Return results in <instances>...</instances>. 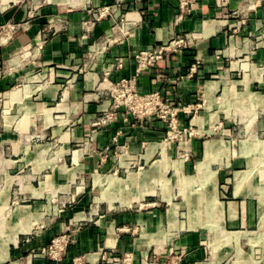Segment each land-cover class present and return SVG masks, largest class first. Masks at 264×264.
Listing matches in <instances>:
<instances>
[{
  "label": "crops",
  "instance_id": "obj_1",
  "mask_svg": "<svg viewBox=\"0 0 264 264\" xmlns=\"http://www.w3.org/2000/svg\"><path fill=\"white\" fill-rule=\"evenodd\" d=\"M177 14L176 0H0V264H264V0ZM177 36L136 90L194 130V157L172 164L189 201L168 195L164 119L102 122L109 82ZM64 232L57 259L38 254Z\"/></svg>",
  "mask_w": 264,
  "mask_h": 264
},
{
  "label": "built area",
  "instance_id": "obj_2",
  "mask_svg": "<svg viewBox=\"0 0 264 264\" xmlns=\"http://www.w3.org/2000/svg\"><path fill=\"white\" fill-rule=\"evenodd\" d=\"M224 1L225 0H217V3L221 4ZM196 3L197 0H176L178 10L176 20H182L188 15ZM106 9L107 8L103 9L102 12L104 13ZM186 42H188L187 36H177L172 38L168 43L137 51L133 56L135 61L133 74L130 77H124L115 82H109L110 86L108 90L110 92L111 103L108 111L102 118V122L113 119L118 111L122 110L125 115H131L137 119L157 117L166 120V118H169V124H172V128H174L178 123V119H174L172 116L179 109L176 108L171 101L164 99L158 91L145 93L137 91L136 80L142 73L154 67L157 62L162 60L168 50L171 48H184ZM198 65V61L193 63L189 67L188 75L196 73ZM120 66L121 64L119 61L115 62L116 68ZM183 131L189 136L187 151L191 152L190 143L194 130L189 127V130L184 129ZM70 239V235L67 232L59 234L52 238L47 245L41 246L38 250V254L45 258L57 259L69 244ZM23 241H30V235L23 237ZM131 257V253H126L122 258V264H129ZM166 264L174 263L170 261Z\"/></svg>",
  "mask_w": 264,
  "mask_h": 264
},
{
  "label": "rangeland",
  "instance_id": "obj_3",
  "mask_svg": "<svg viewBox=\"0 0 264 264\" xmlns=\"http://www.w3.org/2000/svg\"><path fill=\"white\" fill-rule=\"evenodd\" d=\"M187 113V110H186ZM174 119H177L178 117V111L172 116ZM166 129H165V136L162 140V143L164 147L166 148V157L165 161L167 163L166 166V178L169 179L168 182V195L170 196L171 200H173L174 197L180 199L183 198L184 200L189 201L191 199V190L192 188L187 185L186 187L180 188L179 182L178 185H175L176 182V172L177 167H173L172 164L175 162H188L194 157V153L192 151H187L188 149V139L189 136L184 133V129L189 130V125H181L179 122L176 124L174 128H172V124H169V118H166ZM180 131V132H178ZM172 149L174 150L172 152ZM175 165L177 166V164ZM82 191H85L89 194L90 199L97 195L95 192V189L92 187H84L82 186L79 190H77L78 194H80ZM112 193H115V190L113 188H106L104 189L103 196L106 200H109V198L112 196ZM107 205V204H104ZM113 206H116V204H113ZM100 205L98 203H91V206L89 207V210L96 209L99 211Z\"/></svg>",
  "mask_w": 264,
  "mask_h": 264
}]
</instances>
